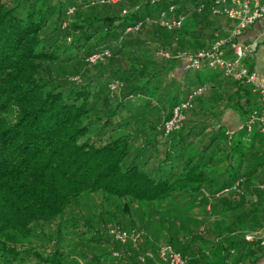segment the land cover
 Returning a JSON list of instances; mask_svg holds the SVG:
<instances>
[{
  "label": "trees",
  "instance_id": "trees-1",
  "mask_svg": "<svg viewBox=\"0 0 264 264\" xmlns=\"http://www.w3.org/2000/svg\"><path fill=\"white\" fill-rule=\"evenodd\" d=\"M100 1L0 0V264H163L162 247L188 264H259L264 133L246 129L256 94L204 65L182 72L175 57L232 22L211 0ZM227 108L242 122L233 133Z\"/></svg>",
  "mask_w": 264,
  "mask_h": 264
},
{
  "label": "built area",
  "instance_id": "built-area-1",
  "mask_svg": "<svg viewBox=\"0 0 264 264\" xmlns=\"http://www.w3.org/2000/svg\"><path fill=\"white\" fill-rule=\"evenodd\" d=\"M115 1V0H113ZM100 2H104L101 0ZM211 13L214 16H222L232 22L227 36L218 37L214 43L206 49H201L193 54H187L186 52H178L175 57L181 61L182 72L188 70H197L203 65L208 68L216 69L222 73L225 78L233 80H242L247 84L253 83L256 76L253 72H250L245 66L244 62L251 53L248 46L238 44L236 39L242 33L244 29L252 25L257 20L264 18V4L260 0H211ZM203 8L200 5L198 11ZM172 10V8H170ZM72 9L69 10V13ZM182 17L172 21L170 24L163 23L167 27H179ZM153 21L149 18L144 20V23L150 24ZM142 25V22L137 23L132 28H127L126 31L137 30ZM226 53H229V57H226ZM159 55L168 57L165 52H159ZM109 56L107 50H103L99 53H95L90 56L87 61L91 64L97 60ZM117 84L110 86V89H115ZM206 89V86H202L193 90L187 98L175 106L172 110L171 117L163 124L164 133L168 134L178 129L184 121V111L190 109L195 97L200 96ZM260 108L255 109L249 115V119L246 124L247 131L250 130L254 123H257L260 132L264 133V90H259ZM242 179H238L230 187L224 188L221 193L238 192ZM264 190V184L260 186ZM115 238L123 242L125 236L122 234H115ZM246 241H252L257 238H261V234L253 232L245 235ZM261 244H264V240H261ZM160 255L163 264H188L184 258L178 253L173 252L169 247H162Z\"/></svg>",
  "mask_w": 264,
  "mask_h": 264
},
{
  "label": "crops",
  "instance_id": "crops-1",
  "mask_svg": "<svg viewBox=\"0 0 264 264\" xmlns=\"http://www.w3.org/2000/svg\"><path fill=\"white\" fill-rule=\"evenodd\" d=\"M260 2L264 4V0H260ZM229 30L230 28L225 29V36ZM236 41L238 44L248 46L251 50L244 64L250 72L255 74L256 79L253 83L245 86H250L252 93L256 94L251 103L252 107H258L260 105L259 90H264V18L244 29ZM226 57H229V53H226ZM245 99V93L242 91L241 102L245 103ZM221 125L228 133L239 130L242 122L238 112L232 108L225 109L221 118ZM259 264H264V258Z\"/></svg>",
  "mask_w": 264,
  "mask_h": 264
},
{
  "label": "rangeland",
  "instance_id": "rangeland-1",
  "mask_svg": "<svg viewBox=\"0 0 264 264\" xmlns=\"http://www.w3.org/2000/svg\"><path fill=\"white\" fill-rule=\"evenodd\" d=\"M176 59V58H175ZM178 60V59H177Z\"/></svg>",
  "mask_w": 264,
  "mask_h": 264
}]
</instances>
